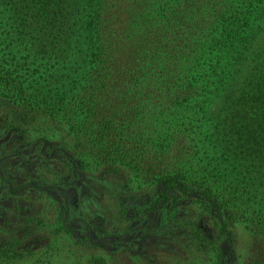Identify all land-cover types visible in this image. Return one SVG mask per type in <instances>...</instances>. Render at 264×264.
<instances>
[{
  "label": "trees",
  "instance_id": "16d2710c",
  "mask_svg": "<svg viewBox=\"0 0 264 264\" xmlns=\"http://www.w3.org/2000/svg\"><path fill=\"white\" fill-rule=\"evenodd\" d=\"M263 34L264 0H0V100L78 158L160 183L145 212L170 190L225 245L243 223L258 249L242 264H264Z\"/></svg>",
  "mask_w": 264,
  "mask_h": 264
},
{
  "label": "rangeland",
  "instance_id": "374dc122",
  "mask_svg": "<svg viewBox=\"0 0 264 264\" xmlns=\"http://www.w3.org/2000/svg\"><path fill=\"white\" fill-rule=\"evenodd\" d=\"M10 108L0 100V253L23 254L11 264H39L44 257L45 264H87L92 257L102 264H213L210 241L223 248L224 264H242L258 249L241 222L232 227L231 246L225 245L209 215L200 213V202L176 191L168 190L175 195L173 206L169 197L158 199L145 214L160 183L149 184L128 168L106 169L90 156L80 159L70 138L65 143L44 136L38 120L17 126ZM23 183L38 189L19 188ZM191 222L199 223L202 234ZM64 224L74 233L64 231Z\"/></svg>",
  "mask_w": 264,
  "mask_h": 264
},
{
  "label": "flooded vegetation",
  "instance_id": "af4514ba",
  "mask_svg": "<svg viewBox=\"0 0 264 264\" xmlns=\"http://www.w3.org/2000/svg\"><path fill=\"white\" fill-rule=\"evenodd\" d=\"M0 177H2V176H1V173H0ZM6 183H8V180H6ZM7 185H8V184H7ZM24 186H28V187H32V188H34V189H38V187H36V186H32L31 184H27V183H23V184H21V185L19 186V188L24 187ZM63 195H64V198H63V202H62L61 207L64 209V215H65V213H66V199H65V194H64V193H63ZM148 213H149L148 211L145 212V214H148ZM64 227H65L66 229H70V230H71V233H74V230H73V228H72L70 225L64 224Z\"/></svg>",
  "mask_w": 264,
  "mask_h": 264
}]
</instances>
